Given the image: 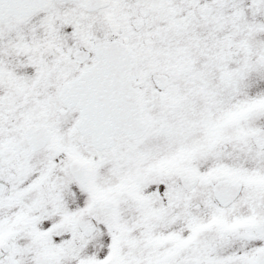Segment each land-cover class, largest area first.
Segmentation results:
<instances>
[{
    "label": "snow or ice",
    "instance_id": "snow-or-ice-1",
    "mask_svg": "<svg viewBox=\"0 0 264 264\" xmlns=\"http://www.w3.org/2000/svg\"><path fill=\"white\" fill-rule=\"evenodd\" d=\"M0 264H264V0H0Z\"/></svg>",
    "mask_w": 264,
    "mask_h": 264
}]
</instances>
